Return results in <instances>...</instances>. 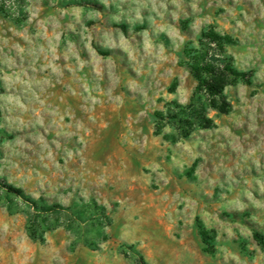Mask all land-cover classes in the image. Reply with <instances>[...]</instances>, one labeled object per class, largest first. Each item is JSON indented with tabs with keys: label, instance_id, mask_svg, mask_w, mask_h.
Segmentation results:
<instances>
[{
	"label": "rangeland",
	"instance_id": "374dc122",
	"mask_svg": "<svg viewBox=\"0 0 264 264\" xmlns=\"http://www.w3.org/2000/svg\"><path fill=\"white\" fill-rule=\"evenodd\" d=\"M6 159L0 264H264V0H0Z\"/></svg>",
	"mask_w": 264,
	"mask_h": 264
},
{
	"label": "trees",
	"instance_id": "16d2710c",
	"mask_svg": "<svg viewBox=\"0 0 264 264\" xmlns=\"http://www.w3.org/2000/svg\"><path fill=\"white\" fill-rule=\"evenodd\" d=\"M230 38H225V42ZM207 54L203 51L195 50L192 55L191 72L198 81L197 90L204 92L210 105L221 113H227L231 109V102L225 95V88L239 80H247L246 73L239 71L234 65L224 60L221 63H214L207 60ZM202 128H209L213 125V120L206 114H197ZM187 130L185 135H188ZM15 191H20L16 188ZM256 239L264 246V236L255 232Z\"/></svg>",
	"mask_w": 264,
	"mask_h": 264
},
{
	"label": "clouds",
	"instance_id": "9594fccd",
	"mask_svg": "<svg viewBox=\"0 0 264 264\" xmlns=\"http://www.w3.org/2000/svg\"><path fill=\"white\" fill-rule=\"evenodd\" d=\"M192 8L194 11H199V9L197 8V4H195V3L192 5ZM193 46L194 47L197 46L195 44V42L193 43ZM226 91H227V89H226ZM178 103L181 105H184L186 103V101L184 99H179ZM0 166L5 167V168H10V170H12V171H18V165L15 162L10 163L7 159ZM102 247H103V245H102Z\"/></svg>",
	"mask_w": 264,
	"mask_h": 264
}]
</instances>
